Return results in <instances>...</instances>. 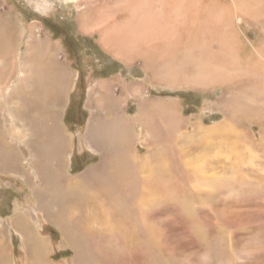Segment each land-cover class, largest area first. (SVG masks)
Segmentation results:
<instances>
[{
    "label": "rangeland",
    "instance_id": "1",
    "mask_svg": "<svg viewBox=\"0 0 264 264\" xmlns=\"http://www.w3.org/2000/svg\"><path fill=\"white\" fill-rule=\"evenodd\" d=\"M179 1L0 0V12H6L5 18L12 26L11 55L15 56L16 69L17 59L28 49L26 39H29L27 33L31 27L33 34H37L35 41L46 35L48 42L53 44L40 56V63L51 62L67 70L66 91L60 103L52 102L42 112H53L68 136L70 147L66 153L72 176L98 158L88 146L87 121L94 115L96 100L104 96L100 83L106 82L112 87L123 106L120 112L135 120L131 127L136 139L131 143L136 144L139 154L146 152L141 143L147 135L136 120L141 106L150 99L177 103L182 120L180 140L176 143V149H180L181 168L176 163L171 167L178 166L176 180L182 192L178 206L168 203L156 214L160 219L154 216L151 219V264H264V0H235L241 2L240 8L234 6L233 0H182V12H179ZM146 2L154 9L164 7L161 23H172L166 27V39L170 41L176 33L175 21L188 20L185 27L188 25L190 30L176 34L177 49L181 47L185 51L183 45L197 38L203 41L200 50H207V53L188 50L176 54L173 51L168 54L171 58L166 53L161 64L166 62L178 68L181 82L174 87L153 79V71L147 66L153 63L146 58H153L151 44L143 57L147 67L142 64L143 49L147 47L142 42L146 37L139 36L133 41L129 35L131 25L145 17V7L150 11V7L143 8L141 4ZM207 20L210 26L199 31V25ZM190 34L193 36L188 38L186 35ZM48 42H43L44 46ZM196 57L200 64L194 63ZM211 61L213 64H208ZM145 69L151 78L146 77ZM18 72L17 69L12 78H8L9 89L15 84ZM152 111L160 113L158 108ZM202 130L212 133L205 135ZM3 136L8 144L16 147L19 160L23 162L25 155L21 152L27 154V151L18 147L20 140L5 129ZM224 136L232 142L238 136L241 142L229 144ZM167 143L170 144L167 139L161 141L165 144L162 150L167 160L172 161ZM18 171L22 172V168L18 167ZM12 172L15 170L7 174L0 168V230L1 226L5 230L2 236L6 243L0 257L9 264H28L20 236L10 224L7 226V222L15 209H30L24 205L32 202L33 186ZM32 214L37 219L40 235L49 242L51 253L48 257L53 261L72 257V249L64 241L60 229L42 211L33 210ZM157 231L163 236L161 245L157 244L160 239ZM133 239L130 238V243L136 247V237ZM133 262L137 263L131 259L130 264Z\"/></svg>",
    "mask_w": 264,
    "mask_h": 264
},
{
    "label": "bare ground",
    "instance_id": "2",
    "mask_svg": "<svg viewBox=\"0 0 264 264\" xmlns=\"http://www.w3.org/2000/svg\"><path fill=\"white\" fill-rule=\"evenodd\" d=\"M148 3L141 4L144 8ZM233 3L235 7L240 8V1L233 0ZM151 6L148 12L145 7V17L139 19L135 26L131 25V27H136L139 31L144 30L151 36L153 58L149 56L146 58L153 63L147 64L153 71V79L174 87L181 82L178 77V68L166 62L161 64V61L166 58V52L168 55L175 51L173 45L176 44V40L171 39L170 41L164 35L167 31L166 27L172 23L165 25L161 23L164 21L162 19L164 17L163 6L153 11H151ZM209 12L213 13L212 9H209ZM5 17L6 12H0V123H2L0 124V168L4 169L7 174L15 170L12 172L15 176H21L33 186V188L31 186L30 195L32 202L29 201L24 205L30 209L28 211L15 209L7 222V226L10 224L20 236L28 264H90L93 261L96 264H130L131 259L136 260V264H151L149 253L151 252L149 245L153 240L151 239L152 234L149 233L151 219L153 216L158 218L156 214L168 203L178 206V198L182 192V187L176 180V169L178 166L181 168L180 149H176V143L180 140L179 134L182 126V120L176 107L177 103L171 101L167 104L163 100L150 99L149 103L145 102L144 107L141 106L136 120L140 121L141 128L147 132V135L146 138H142L143 143H141L146 147V152L139 154L136 144L131 143L133 139H136L134 137L136 132L132 131L135 120H132L127 113L120 112L123 106L119 99H116L112 87L109 88L106 82L100 83L102 88L99 86L98 88L105 91L104 96H101L99 100L95 99L97 104L93 111L94 115L87 121L88 146L97 153L98 158L83 168L79 174L75 173L72 176L69 168L70 159L66 153V149L70 147L68 136L58 125L53 112H42L50 103H60L66 91L67 70L51 62L40 63L42 60L39 59L40 56L47 52L53 44L48 42L46 35L43 36L44 38L39 36L40 38L35 41L34 35L37 34H33L30 27L27 33L29 39H26L28 49L25 55L17 59L18 77L9 89L8 78H12L17 69L14 65L15 56L11 55L12 26ZM187 22L188 20L179 22L177 19L175 21L177 29H181L184 24L183 31L190 30L188 25L187 28L185 27ZM209 26L208 20L203 21L198 29L203 31ZM179 32L182 31L179 30ZM23 35L21 33V36ZM45 41L48 42L46 46L43 44ZM202 42V40L199 41V47H202ZM200 51L207 53L206 49ZM168 57L171 58L170 55ZM208 64L213 63L211 61ZM144 66L147 67L146 64ZM146 71L145 69L146 77L151 78L148 75L149 72ZM207 78L205 81L208 82L209 78L208 80ZM109 84L112 85V82L110 81ZM128 87L125 88L128 89ZM154 108L160 109L159 115L152 111ZM158 116L161 117L158 118ZM2 127L5 132H9L10 135L20 140L19 148L26 149L27 154L21 152L25 155L23 162L19 160L20 155L16 147L8 144L3 138ZM210 132V130H202L205 135H209ZM143 135L140 134V136ZM164 139L170 142V144L167 143L166 148L171 151L174 159L172 161L167 160L165 150H162L165 144H161V141ZM225 140L229 144L241 142L238 136L233 142L229 137ZM131 150L134 153H130ZM50 160H52L51 165ZM175 163L178 166L172 168L171 166ZM18 167L22 168V172L18 171ZM33 210L42 211L44 216L60 229L64 241L72 249V257L66 261H53L48 257L51 248L49 242L40 235L37 219L32 214ZM4 232L1 226L0 252L5 250L6 243L2 236ZM157 233L160 236V239H157L159 245L163 241V236L161 232L157 231ZM134 236L138 244L136 247L130 243V238L134 240ZM166 245L167 243L164 245L165 249L168 247ZM156 260L158 261V256ZM0 264H9V261L0 257Z\"/></svg>",
    "mask_w": 264,
    "mask_h": 264
},
{
    "label": "crops",
    "instance_id": "3",
    "mask_svg": "<svg viewBox=\"0 0 264 264\" xmlns=\"http://www.w3.org/2000/svg\"><path fill=\"white\" fill-rule=\"evenodd\" d=\"M180 5H181V8H179L180 10V12H182V0L180 1ZM148 7H150V5H147ZM136 7V6H135ZM156 9V8H155ZM154 8L152 9L151 8V11H153V10H155ZM164 10V9H163ZM135 11L136 12H138L137 11V9L135 8ZM139 14V13H138ZM143 14V13H142ZM141 16V15H140ZM143 16V15H142ZM138 20V19H137ZM137 20L135 21L136 23H137ZM176 20V19H175ZM135 23V24H136ZM176 24L177 23H175L174 24V27H175V31H176V33H173V39H177L178 37V35H176L177 34V32L180 30V31H182L183 29L181 28V29H177V27H176ZM134 25V24H133ZM135 26V25H134ZM135 28V29H134ZM135 30L136 31H138V32H140V33H136L135 32ZM139 31V29H137L136 27H131L130 28V33H129V35L133 38L132 40L133 41H136V39L139 37V36H141L142 38L145 36L146 38L143 40V42L142 43H145L146 45H147V47L145 46L144 47V49H143V54H142V64H145L144 62H143V57L147 54V52H148V49H149V45L151 44V36H149V38L146 36V35H148V34H146L145 33V31L144 30H140ZM174 31V32H175ZM166 37H167V35L166 34H164ZM188 38H191L193 35L192 34H190V36H188V35H186ZM135 42H131V44H134ZM184 50L185 51H183L182 49H181V47H180V49H177V47H178V44H175V45H173V48H175V51H174V53L176 54V53H182V51H183V53H186V52H188V50H190L191 52L194 50L195 51V53H197L198 52V50H200V47H199V41H198V39L197 38H195L194 39V41H191V39H190V42L188 43V42H186L184 45ZM183 46H182V48H183ZM166 50V49H165ZM200 52V51H199ZM135 53H136V50H135ZM167 53V52H166ZM174 58H176V56H174ZM178 58V57H177ZM191 59V58H190ZM193 63V61H192V59H191V64ZM194 63L195 64H198V58L196 57L195 58V60H194ZM200 64V63H199ZM149 91V90H148ZM145 97L146 96H144V98L143 99H145ZM142 99V100H143Z\"/></svg>",
    "mask_w": 264,
    "mask_h": 264
}]
</instances>
